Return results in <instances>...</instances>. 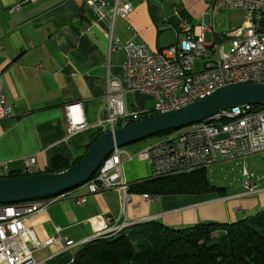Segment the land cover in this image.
Listing matches in <instances>:
<instances>
[{
    "label": "crops",
    "instance_id": "crops-1",
    "mask_svg": "<svg viewBox=\"0 0 264 264\" xmlns=\"http://www.w3.org/2000/svg\"><path fill=\"white\" fill-rule=\"evenodd\" d=\"M125 1L133 5V11L116 19L114 36L142 41L153 52L176 44L187 31L201 25L208 27L205 37L211 33L212 41L214 35L216 39L225 34L211 31L216 25L215 0ZM85 2L0 0V81L13 107V116L0 120V156L12 171L20 172L28 156L37 158L36 172L40 173L48 170L54 157L74 160L82 154L84 147L60 143L66 134L65 106L81 103L87 121L94 123L106 104L109 77L123 76L124 51H110L105 24L94 20ZM82 11L83 18L79 16ZM146 99L151 98L135 95L139 107ZM148 145L123 147L133 156L132 160L122 156L123 175L130 184L152 174L145 154ZM216 157L215 162L225 159ZM248 175L255 177L249 171ZM254 181V195H245L241 183L202 194L146 197L129 193L125 203L118 189L89 193L84 184L25 218L42 244L34 249V259L36 264H70L76 247L67 248L64 238H89L87 221L99 214L110 215V225L124 219L136 224L156 220L173 228L240 220L264 210V180ZM80 196L86 202L78 205L75 198Z\"/></svg>",
    "mask_w": 264,
    "mask_h": 264
},
{
    "label": "built area",
    "instance_id": "built-area-1",
    "mask_svg": "<svg viewBox=\"0 0 264 264\" xmlns=\"http://www.w3.org/2000/svg\"><path fill=\"white\" fill-rule=\"evenodd\" d=\"M86 9L94 14V20L105 24L109 33V49L124 51L123 76H110L106 92V104L94 123L87 121L81 103L65 106L66 134L60 140L68 148L86 147L104 132L142 119L146 115L175 110L189 103L202 100L216 91L247 83H264V0H215L214 11L239 9L246 12L243 26L226 34L224 40L207 43L208 27L201 25L189 30L176 43L160 52L149 50L142 41H123L114 36L116 19L126 18L133 5L125 0H86ZM17 5L10 12L18 9ZM214 34V28L211 30ZM230 44L228 50L225 45ZM204 59V68L196 71L194 61ZM142 95L153 99L152 109L134 107L127 110L126 95ZM238 106L216 114L215 125H191L173 137L151 143L145 149L151 177L176 176L207 167L216 156L235 158L264 151V108ZM13 116L0 81V120ZM133 156L124 148H117L103 161L93 175L89 193L106 189H118L123 202L128 199L130 183L123 175L122 156ZM37 158L28 156L20 172L12 171L0 156V179L12 173L22 175L36 172ZM245 195L257 192L254 179L244 169ZM148 197V195H145ZM35 201L18 207H0V264H36L34 249L41 246L26 224L25 218L36 213L55 200ZM80 205L85 196L75 198ZM113 222L110 215H96L88 219L90 232ZM67 248L80 247L82 241L64 238ZM47 244V243H43ZM30 245H33L31 247Z\"/></svg>",
    "mask_w": 264,
    "mask_h": 264
},
{
    "label": "trees",
    "instance_id": "trees-1",
    "mask_svg": "<svg viewBox=\"0 0 264 264\" xmlns=\"http://www.w3.org/2000/svg\"><path fill=\"white\" fill-rule=\"evenodd\" d=\"M82 13L79 16L83 18ZM225 37L217 35L216 39ZM90 145L74 160L54 157L47 171L60 172L79 163ZM206 168L176 176H150L131 183L129 193L160 196L223 190L210 182ZM19 176L23 175L13 172L10 177ZM70 264H264V210L231 223L203 222L184 228L156 220L135 224L76 248Z\"/></svg>",
    "mask_w": 264,
    "mask_h": 264
},
{
    "label": "water",
    "instance_id": "water-1",
    "mask_svg": "<svg viewBox=\"0 0 264 264\" xmlns=\"http://www.w3.org/2000/svg\"><path fill=\"white\" fill-rule=\"evenodd\" d=\"M264 106V83H247L220 89L208 97L179 109L145 118L101 134L79 163L60 172H37L0 179V204L59 197L86 184L103 161L123 148L162 132L180 130L195 123L209 122L223 110L238 106Z\"/></svg>",
    "mask_w": 264,
    "mask_h": 264
},
{
    "label": "rangeland",
    "instance_id": "rangeland-1",
    "mask_svg": "<svg viewBox=\"0 0 264 264\" xmlns=\"http://www.w3.org/2000/svg\"><path fill=\"white\" fill-rule=\"evenodd\" d=\"M217 15L215 18L214 29L217 33L228 34L234 29L243 26L244 21H246V12L239 9H219L216 11ZM211 33L206 34V42L211 43ZM230 44L225 45V49L228 50ZM194 67L196 71L202 70L204 68V59L196 58L194 61ZM135 95H126L127 110L131 112L134 107H139L135 103ZM154 105L153 99H146L145 104L142 106L143 109H152ZM182 128L180 130H173L169 133L162 135H154L146 139L140 140L137 143H158L161 140L175 136L176 134L186 130ZM128 146H125L126 148ZM82 152V150H81ZM83 153V152H82ZM244 169H247L250 174H254V179L257 181L264 180V151L250 154L243 157H235L232 159L225 158L222 160H217V162L211 163L206 168V174L210 182L220 188H234L238 187L245 181V176L243 175Z\"/></svg>",
    "mask_w": 264,
    "mask_h": 264
},
{
    "label": "bare ground",
    "instance_id": "bare-ground-1",
    "mask_svg": "<svg viewBox=\"0 0 264 264\" xmlns=\"http://www.w3.org/2000/svg\"><path fill=\"white\" fill-rule=\"evenodd\" d=\"M261 108H264V106H261ZM168 111H172V110H162V112H168ZM193 125H201V123H195ZM207 125H215V118H212L211 121L207 122ZM91 180H92V178L86 184H89ZM48 199H54V198H47V199H43L40 201H47ZM34 202L35 201H25V202H20V203H13V204H0V207H18V206H23L24 204H33ZM136 223H137L136 221L124 219L123 221H120L116 224L104 226L100 229H95V230L91 231V236L89 238L85 239V243L88 241H91V240H93L99 236L116 235V234L120 233L123 229H125V228H127L133 224H136Z\"/></svg>",
    "mask_w": 264,
    "mask_h": 264
},
{
    "label": "flooded vegetation",
    "instance_id": "flooded-vegetation-1",
    "mask_svg": "<svg viewBox=\"0 0 264 264\" xmlns=\"http://www.w3.org/2000/svg\"><path fill=\"white\" fill-rule=\"evenodd\" d=\"M143 118H145V116Z\"/></svg>",
    "mask_w": 264,
    "mask_h": 264
}]
</instances>
